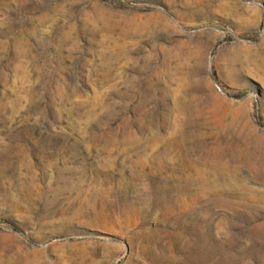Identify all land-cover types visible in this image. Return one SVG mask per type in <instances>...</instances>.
<instances>
[{"label":"rangeland","instance_id":"374dc122","mask_svg":"<svg viewBox=\"0 0 264 264\" xmlns=\"http://www.w3.org/2000/svg\"><path fill=\"white\" fill-rule=\"evenodd\" d=\"M0 264H264V0H0Z\"/></svg>","mask_w":264,"mask_h":264},{"label":"trees","instance_id":"16d2710c","mask_svg":"<svg viewBox=\"0 0 264 264\" xmlns=\"http://www.w3.org/2000/svg\"><path fill=\"white\" fill-rule=\"evenodd\" d=\"M100 1H105V0H100Z\"/></svg>","mask_w":264,"mask_h":264}]
</instances>
